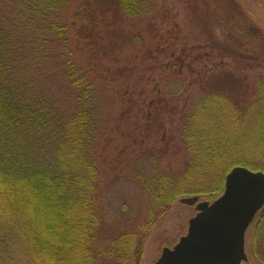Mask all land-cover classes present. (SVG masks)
Returning <instances> with one entry per match:
<instances>
[{"label": "trees", "instance_id": "1", "mask_svg": "<svg viewBox=\"0 0 264 264\" xmlns=\"http://www.w3.org/2000/svg\"><path fill=\"white\" fill-rule=\"evenodd\" d=\"M194 1L208 8L211 34L212 23L226 21L232 64L216 63L201 76V99L181 118L175 106L169 115L179 122L171 130L182 170H162L156 156L136 154L152 166L133 173L146 193L144 218L135 221L109 215L106 191L120 166L109 172L103 164L111 99L100 94L97 82L107 80L95 66L125 47L131 33L124 20L144 17L149 0H0V264H141L151 228L178 198L220 195L235 166L264 171V77L243 72L264 67L245 52V39L255 38L264 55V33L236 0ZM151 67L168 84L171 67ZM172 72L177 88L185 84L180 70ZM154 114L147 135L167 126L161 108ZM259 213L254 254L264 263V207Z\"/></svg>", "mask_w": 264, "mask_h": 264}, {"label": "rangeland", "instance_id": "2", "mask_svg": "<svg viewBox=\"0 0 264 264\" xmlns=\"http://www.w3.org/2000/svg\"><path fill=\"white\" fill-rule=\"evenodd\" d=\"M236 1L264 33V13L256 11L257 15L249 14L248 1ZM149 2L151 10L144 17L124 20L125 29L131 33L126 39L125 47L123 44H118L116 47L121 49H115L112 57L102 58V61L99 60L101 64L95 66V72L101 73L107 80L97 82L98 87L105 90V94L101 91L100 94L105 100L109 97L111 99V103L104 107V123L108 132L102 160L105 169L108 168L109 172L114 165L119 164L120 166L118 170L120 177L114 181L111 179L109 182L106 201L109 215L120 220L140 221L145 214L143 208L146 193L141 189L133 173L138 169H149L152 164L149 167L145 162L146 159L142 156L144 161L140 160L136 154L141 152V155L151 153L156 156V162L162 170H182L185 167V158L179 152V147L175 145L177 136L171 129L179 125L176 119L181 118L186 108L203 96L199 89L201 76L209 74L212 68L216 69V63L222 66L232 64V59L227 55L225 48L227 47L226 21H222L224 19L221 18L220 22L212 23L215 27L214 35L211 34L209 27L206 26L205 18L208 17V8L202 2L199 4L194 0H149ZM209 3L215 5V2L209 1ZM194 10L198 11V14L195 15ZM134 31L138 32L139 39L133 37L132 32ZM159 40L162 43L158 47L156 45V47H152ZM257 42L258 40L255 38L245 39L248 49L245 52L259 58L258 61H260V59H264V55L258 54V50L262 51L257 47ZM162 47L167 51L161 53ZM122 49L123 52L118 54L117 52ZM150 49L151 53L148 52ZM110 55H112L111 51L108 56ZM152 55H156L158 59ZM156 64L171 67L172 75L169 80H166L168 84L159 80L158 73L152 75L154 67L150 68V66ZM178 70H180V75L185 83L179 88L174 84L175 77L172 72ZM120 71L123 72V75L120 74ZM243 72L248 73L253 79L264 77V67L243 70ZM195 78H198L200 82L197 83ZM191 81L194 84L187 88ZM58 94L63 96V90ZM158 97L164 99L160 105ZM167 100L169 101L167 102ZM133 102L138 105H133ZM147 102L153 103V105L150 106ZM174 106L178 113L180 112V115L175 117V124L169 122L172 119L169 115L175 109ZM158 107L163 110V115L166 113L167 126L158 132L153 129L152 135H147L148 131L145 129L147 121L153 119L155 109ZM127 111L129 117L125 120L121 114ZM174 135L175 137L172 139ZM164 148L167 155L160 156L159 159V150ZM120 152L122 153L118 157ZM216 197L201 196L200 199L213 202ZM259 212L246 232L245 250L248 259L243 264H264L261 258L254 254V236L260 221ZM196 214L195 205L184 204L178 198L166 214L151 228L145 242L141 264H155L165 247L173 248L180 238L188 233L189 220Z\"/></svg>", "mask_w": 264, "mask_h": 264}, {"label": "water", "instance_id": "3", "mask_svg": "<svg viewBox=\"0 0 264 264\" xmlns=\"http://www.w3.org/2000/svg\"><path fill=\"white\" fill-rule=\"evenodd\" d=\"M195 205L188 233L173 247H165L155 264H242L248 259L245 234L264 206V172L235 166L226 176L224 192L213 202L186 196Z\"/></svg>", "mask_w": 264, "mask_h": 264}, {"label": "flooded vegetation", "instance_id": "4", "mask_svg": "<svg viewBox=\"0 0 264 264\" xmlns=\"http://www.w3.org/2000/svg\"><path fill=\"white\" fill-rule=\"evenodd\" d=\"M242 1H245V0H242ZM247 1L249 4V6L247 7L249 14L257 15L256 11L264 13V0H247ZM236 2L240 5L238 1Z\"/></svg>", "mask_w": 264, "mask_h": 264}]
</instances>
